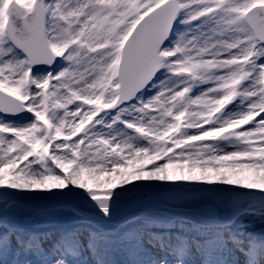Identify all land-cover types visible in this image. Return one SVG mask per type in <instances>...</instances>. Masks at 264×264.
<instances>
[{
  "label": "snow or ice",
  "instance_id": "1",
  "mask_svg": "<svg viewBox=\"0 0 264 264\" xmlns=\"http://www.w3.org/2000/svg\"><path fill=\"white\" fill-rule=\"evenodd\" d=\"M0 264H264V0H0Z\"/></svg>",
  "mask_w": 264,
  "mask_h": 264
}]
</instances>
